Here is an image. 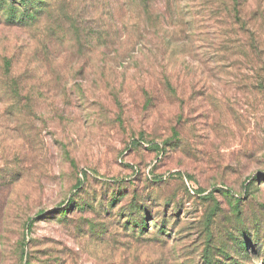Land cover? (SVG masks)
Listing matches in <instances>:
<instances>
[{"label":"rangeland","instance_id":"374dc122","mask_svg":"<svg viewBox=\"0 0 264 264\" xmlns=\"http://www.w3.org/2000/svg\"><path fill=\"white\" fill-rule=\"evenodd\" d=\"M66 2L111 38L81 53L57 40L58 82L37 65L38 35L0 28V66L34 74L18 95L0 86V264H264V0L243 3L229 50L216 41L232 29L197 17L157 58L113 36L149 26L140 0Z\"/></svg>","mask_w":264,"mask_h":264},{"label":"trees","instance_id":"16d2710c","mask_svg":"<svg viewBox=\"0 0 264 264\" xmlns=\"http://www.w3.org/2000/svg\"><path fill=\"white\" fill-rule=\"evenodd\" d=\"M194 1L200 2V7L203 8L200 13L195 11L196 4L193 5ZM194 1L167 0V5L164 7L167 12L159 13L161 9H158V12L155 14L150 7H147L146 0H140L135 14L141 16L143 15V11L148 22H150L149 26H147V24L140 26L138 22H134V25L130 28L131 32H129L127 29H124L125 25H122L123 27H118L113 36L115 39L118 38V44H122V37L125 38L123 41H129L130 38L136 35L139 40H146L149 44L143 48L149 52V55L156 58L160 55L162 57L164 47L162 41L166 42L167 40L165 39H169L171 36L175 35V33L179 31V26H182V41H190L192 30L187 26L191 25V23H195L196 18L200 17V24L205 26L207 30L212 31L213 29V31L216 32V30H221L223 27L232 29L222 40L218 39L216 41L225 43L220 45L219 51L229 50L230 44H233V40H230V35L238 34L241 30H244V27H241L246 24L243 21V16H245L243 15V3L247 2V0ZM74 11L75 8L72 7L71 2L67 3L66 0H0V28L29 29L34 32V35H38V47L34 52L37 65L41 69H46L50 75L53 74L58 82V66H54L52 60L55 50L54 46L57 40L60 41L66 33L70 34L71 39L69 42L71 46H77L75 51L81 53L84 49L83 39L95 38V40L100 41L103 40V38H111V33L108 29L103 31L101 35H96L94 29H86L79 24H75L71 18ZM152 14H155L154 20H152ZM176 17L177 20H175ZM65 21L68 23H65ZM172 25H177L178 27L169 29ZM254 34L256 35L255 32ZM73 40H75V43H73ZM252 40L255 39L252 37ZM214 44L215 42L211 43L209 46L213 47ZM109 46L113 48L116 44H106L102 48H108ZM242 48H244V46ZM253 49L256 50L257 48ZM18 55L16 61L23 62L22 59L26 55V46L24 50H22L21 47ZM7 58L8 57H4L2 59L3 62L0 66V86L11 95H18L17 88L21 87L24 82L34 79V74L31 75L30 72L26 70L20 75L13 74L15 73L14 69H23H17L14 65L15 63ZM216 58L217 57L212 58V62H214ZM28 73L29 75L27 76ZM162 76L163 78L160 80V83L157 82L155 83L156 85L153 86L159 97L162 95L164 96V89L171 86L168 75L163 74ZM146 90L147 89H143V92L146 93ZM160 92H162V94H160ZM153 102V98L148 96L144 104L145 109H149ZM152 220L154 222V219Z\"/></svg>","mask_w":264,"mask_h":264}]
</instances>
